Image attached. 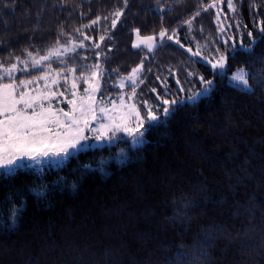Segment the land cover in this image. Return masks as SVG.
Returning <instances> with one entry per match:
<instances>
[{
    "label": "trees",
    "instance_id": "obj_1",
    "mask_svg": "<svg viewBox=\"0 0 264 264\" xmlns=\"http://www.w3.org/2000/svg\"><path fill=\"white\" fill-rule=\"evenodd\" d=\"M233 1L258 36L264 0ZM211 2L128 0L113 30L112 14L123 0H0V60L23 59L26 49L43 54L69 33L92 37L66 59L82 70L100 64L98 95L115 92L116 77L141 60L147 85L159 86V76L174 94H181L176 77L215 79L211 95L179 107L120 155L114 146L87 148L62 166L21 167L0 178V264H264V40L254 54L235 49L226 62L228 72L249 70L252 94L213 77L186 46L212 40L214 11L201 8ZM194 16L190 26L182 23ZM136 28L142 35L176 29L183 44L134 48ZM14 212L22 217L9 231L4 220L10 223Z\"/></svg>",
    "mask_w": 264,
    "mask_h": 264
},
{
    "label": "snow or ice",
    "instance_id": "obj_2",
    "mask_svg": "<svg viewBox=\"0 0 264 264\" xmlns=\"http://www.w3.org/2000/svg\"><path fill=\"white\" fill-rule=\"evenodd\" d=\"M226 4L230 11H235L236 6L233 0H226ZM8 6L5 5V7ZM127 7L128 0H123V7L116 9L112 14L114 18L111 19V29H116L122 22L124 8ZM217 7V0H212L211 3L201 6L203 11ZM199 15L198 11L195 16ZM219 15L220 13L217 12V17ZM195 16L182 23L190 26ZM104 19H108V17H104ZM99 20L100 17H97L83 27L91 28ZM75 31L80 32V29H75ZM133 31L139 40L134 41L132 46L139 48L144 45L149 52L157 47V40L160 45L165 44V41L180 44V39L174 35L176 29L161 28L158 33L145 36H141L139 28ZM221 31L224 29L221 28ZM258 33V36L255 37L251 31L247 33L250 38L249 46L245 47L241 44V48L246 54H254L257 42L264 40V22H261ZM64 35L68 37L65 42L61 43L57 39L53 46L43 50V54L39 50L33 52L26 49V56L23 59L17 56L14 57L15 62H12L13 58L9 54L8 60H0V178L11 176L19 168L27 166V162H39L44 158H57L53 162L58 166L63 159L72 156L73 153L90 147V140L112 141L120 139L122 134L123 137L130 138L134 144L143 143L146 132L165 122L161 120V116L166 120L185 104L195 106L201 98L211 95L215 89V79H206L202 75L198 76L201 87L196 91L189 90L187 95H184L183 86L177 89L181 95L171 99L165 98L171 96V92L166 87L160 91L152 88L150 91L156 94L155 98L158 101L155 109L156 112H160V115H157L147 100L135 102L139 85L144 83L141 74L145 70V65L141 60L140 64L133 67L127 76L122 77L119 82V87L123 89L125 81H127L131 92L127 94L121 92L118 96L120 103L116 104L115 101H110L111 108L105 106L103 100L97 104L96 94L101 90V79L105 76V70L99 63L85 66V70H82L79 65H70L69 60L66 59L69 53H75L77 49L85 47L84 39H92V37L78 39L69 33H64ZM81 36H84L82 32ZM111 38L110 34L99 36L101 42ZM227 43L228 41H225V44ZM92 47L99 49L100 44L96 43ZM188 51L193 56H200L199 51H193L191 48H188ZM215 52L218 55L215 62L208 57H202V59L209 67L213 77L223 80L227 77L226 61L229 57L226 54H221L219 49H215ZM96 55L99 56L100 53L96 52ZM231 57L235 58V50ZM54 62L59 65L58 69L53 67ZM21 64L23 67L20 66ZM30 69L42 72L43 75L33 76L29 80L21 79L17 82L15 73H26ZM147 70L151 71V69ZM111 71L118 72V69ZM77 72H79V76L76 75ZM188 75L191 76L193 73H188ZM249 78V70L243 67L236 69L231 77H228L231 82L230 86L252 94L254 89ZM156 79L160 80L161 78L157 76ZM5 80L9 82L5 83ZM78 80L87 85L83 89L84 95H78ZM40 81H43V87H32L38 85ZM61 83L65 86V91L70 83L72 99H67L65 91L53 90L59 88ZM176 83L180 85V80L177 79ZM60 97L66 100L68 111L62 107L53 106L54 101L57 105L61 103ZM141 107L145 109L144 115L141 114ZM94 122L95 126H93ZM85 130H88L91 135H86ZM22 207V204L18 205V208ZM9 215L11 222L9 223L5 218L4 224L9 231H12L14 230L13 225L18 223L22 213L14 212Z\"/></svg>",
    "mask_w": 264,
    "mask_h": 264
},
{
    "label": "rangeland",
    "instance_id": "obj_3",
    "mask_svg": "<svg viewBox=\"0 0 264 264\" xmlns=\"http://www.w3.org/2000/svg\"><path fill=\"white\" fill-rule=\"evenodd\" d=\"M217 3H218V7L212 8L214 11V20L216 21V24H217L216 31L212 35L213 36L212 40L208 41L205 46L199 44V42H195L196 44H193L194 47L191 46L190 44L186 45L188 48H191L193 51H199L200 52V56L199 57L195 56V57L202 62H205L202 59V57H208L209 59H212L213 62H215V59L218 58V55L215 52V49H219L221 54L229 55L235 49H239V48L242 49L241 44H243L245 47L249 46L250 38L248 37L247 33L249 31H251L253 33V31L251 29L247 28L246 25L242 22V19L239 16V13H238L236 7H235V11H230L227 8L226 0H218ZM217 12L220 13L219 17H217ZM221 28H223L224 31H221ZM170 34H173V33H170ZM174 35H176L177 38L179 39L178 36L180 34L177 31ZM141 36H145V35L141 34ZM253 36L255 37L254 33H253ZM138 40H139V38L136 36V34L133 31L132 44L134 41H138ZM225 41H228V43L225 44ZM180 44H183L181 42V40H180ZM158 45H159V40H157V46ZM134 48H136V47H134ZM139 48L146 49V47L144 45H141ZM20 66L23 67L22 64ZM235 70H233V71H235ZM233 71L227 73V81L229 83H231V82L228 79V77H231V75L233 74ZM129 72L121 73L116 77V85H117L118 89L115 92L105 93V94H101V95L96 94L97 95V104H99L101 100L105 101V106H107L109 108H111V106H112L110 101H115L116 104H119L120 101L118 99V96L121 94V92H123L125 94L131 92V88L128 86L127 81H125V87L123 89H121L119 87L120 79L122 77L127 76V74ZM18 73H21V72L15 73V76ZM32 75L33 76H40V75H43V73L38 72V73H35ZM200 75L201 74L196 75L193 73V75L187 76V78L184 80H181V79L176 77V80L177 79L180 80V85H177V83H176V85L178 88L183 86L184 90H185L184 95H187L189 93V90L196 91L197 89H199L201 87L199 80H198V76H200ZM33 76H28V77H24V78L22 77V78H23V80H29V79H32ZM77 76H79V75H77ZM70 79H71V77H70ZM206 79H212V78H206ZM18 81L19 80H17V82ZM4 82L7 83L9 81L5 80ZM158 82H159V86L149 87L144 80V83L139 85V88L137 90L138 96H137V99L135 102L139 103L140 101L147 100L148 103L153 106V111L156 112L155 105H156V103H158V101L155 98L156 94L152 93L150 91V89L156 88L158 91H160L161 89L166 87L171 92V96L165 97L168 99H171L172 97H179L181 95V94H174L171 91V89L169 88L170 85L168 83V79L163 80L161 78L160 80H158ZM77 84H78V88H77L78 95H84L83 89H84V87H87V85L84 84L83 81H80V80L77 81ZM37 86L43 87V81H40L38 85H33L32 87H37ZM53 90L58 91V92L59 91H65V86L63 85V83H61V86L59 88H54ZM70 92H71V87H70V83H69V85L67 86V91H65V96L67 97V99H72ZM148 93H151L153 96L151 98H147L146 94H148ZM161 95H163V92H161ZM59 99L61 100V103H59L57 105L56 101H54L53 106L54 107H57V106L62 107V108H64L65 111H68V106H67L66 100L63 97H60ZM126 99H127V96H126ZM129 102H132V101H129ZM161 111H162V109H161ZM141 114L142 115L145 114V109L143 107H141ZM156 114L160 115V112H156ZM163 118L164 117L161 116V119H163ZM93 126H95V122L93 123ZM85 134L91 135V133L88 132V130H85ZM121 140H124V141L121 142ZM89 144H90V147H87V148H96V147H102V146H114L115 147L114 150L117 152L118 155L123 153V151L125 150L124 146H126L127 144H130L132 146L136 145V144L131 142L130 138L123 137L122 134H121L120 139H116V140H112V141L106 140V141H102V142L90 140ZM68 158L63 159V161L61 163H59L58 166L53 162L57 158H52V159L44 158V159L40 160L39 162H27V166H24V167H31V168H35V169H39V170H42L46 167H59V166L64 165L67 162ZM118 159H119V161H121L123 158L119 157Z\"/></svg>",
    "mask_w": 264,
    "mask_h": 264
}]
</instances>
